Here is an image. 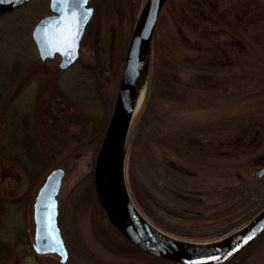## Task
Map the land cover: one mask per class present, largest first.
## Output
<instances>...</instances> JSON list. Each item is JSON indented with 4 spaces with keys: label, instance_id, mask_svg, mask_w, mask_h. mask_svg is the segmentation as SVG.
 Listing matches in <instances>:
<instances>
[{
    "label": "rangeland",
    "instance_id": "rangeland-1",
    "mask_svg": "<svg viewBox=\"0 0 264 264\" xmlns=\"http://www.w3.org/2000/svg\"><path fill=\"white\" fill-rule=\"evenodd\" d=\"M93 1L79 59L67 70L59 69V56L41 61L31 39L35 23L49 14V0H33L0 16V71L19 69L23 83L16 93L24 112L45 103V136L54 149L32 190L23 168L0 161V199L7 210L0 218V264H177L135 252L87 194L96 141L111 115L143 2ZM171 2L170 33H178L183 43L179 63L168 69L177 81L163 85V97L153 87L140 131L150 153L132 148L127 181L149 221L175 236L209 240L235 230L264 204V177L256 174L264 166V0ZM160 43H155L154 69ZM59 90L64 94L57 97ZM11 93L0 75V94ZM75 109V115L68 113ZM2 118L0 145L7 147ZM55 167L65 170L57 196L58 224L69 252L65 263L54 254L38 255L31 246L35 193ZM238 261L264 264V234Z\"/></svg>",
    "mask_w": 264,
    "mask_h": 264
},
{
    "label": "water",
    "instance_id": "water-1",
    "mask_svg": "<svg viewBox=\"0 0 264 264\" xmlns=\"http://www.w3.org/2000/svg\"><path fill=\"white\" fill-rule=\"evenodd\" d=\"M33 0H0V16ZM167 0H143L129 37L117 95L93 165V187L99 205L117 231L140 251L177 264H227L264 234V206L235 230L209 240L175 236L149 221L128 189L127 162L133 137L141 123L150 91L154 31ZM94 15L90 0H49V14L31 30L41 61L60 57L59 69L79 58L81 41ZM146 86L135 124L133 97L141 68ZM135 115V116H134ZM65 170L51 169L33 200L32 249L38 255H57L67 262L69 253L58 225V200ZM264 177V166L257 171ZM217 242V243H214Z\"/></svg>",
    "mask_w": 264,
    "mask_h": 264
},
{
    "label": "trees",
    "instance_id": "trees-1",
    "mask_svg": "<svg viewBox=\"0 0 264 264\" xmlns=\"http://www.w3.org/2000/svg\"><path fill=\"white\" fill-rule=\"evenodd\" d=\"M91 2L93 3L94 1L91 0ZM92 3H90V4H92ZM167 3H168V5L166 7L168 8L169 4H171L172 2H171V0H167L166 4ZM168 9L169 10L167 11V13L163 12L159 15V18H158L156 26H155L154 42H153L154 48H153V58H152L153 63H152V75H151L150 91H149L148 98L146 100V108H145L144 115H143L141 123L139 124V127H138V129H137V131L133 137V141L131 144L129 155L132 151V148H134V147H137L139 149V152H141V153H143V152L144 153L145 152L150 153V151L148 150L149 148L145 144L143 137H141L142 135H140V131L143 127V124L145 123L146 113H147V110L149 109V105H150L151 98H152L153 87L155 86L154 89H157L155 93H157L159 95L158 97H163L164 96L163 85H166V87H167V86L171 85L172 82L177 81V79L175 77H172L171 74L170 75L168 74V69L171 66L179 63V56H177V54L181 50V45L183 46V43L180 42L181 38L179 37L178 33H176V32L173 34L170 33L173 31H172L171 27H169V23H170V19H172L171 17L175 18V12H174V9L172 7H169ZM16 10H14V11H16ZM212 14L215 15L216 17H218V15H219V14L214 13V12H212L211 15ZM219 16L222 20H224L223 16H221V15H219ZM223 24H226L225 20L223 21ZM164 32H165V34H164ZM157 35H160V37H158ZM156 41H157V43L161 42L160 43L161 49H159V48L157 49L158 50L157 62L155 60V69H154L153 64H154V53H155L154 51H155ZM18 70L19 69H16L13 71H11V70L0 71V75L3 77V87L7 88V89H12V93L9 96H2L0 94V117L1 118L3 117L2 119L4 121V129L2 130V133L4 135L6 133L8 138L10 139V141L8 140L9 142H8L7 147H3L2 145H0V161L3 162V165L5 162H11V163H15L16 165L23 168V170H24L23 174L27 178V185L32 190V188L36 184L38 185L40 180L42 179L43 172H45V170L47 169L46 157L48 155V158H49L50 155L53 154L54 149H51L47 146L50 142H49L48 138L45 136V135H47L46 134L47 130H46L45 125H44V122H46V120L42 119L44 117V113L47 109V107H44L45 103L44 104L41 103V105L38 106V108H34L33 110L31 108L26 112H24L21 109L23 104H21L18 101V98H17L18 93H16V92L19 91V89L21 88L20 85L23 82L20 79L21 78L20 72H18ZM60 94L62 95L64 93L61 90H59V94L57 95V97H59ZM64 96H65L64 97V103L66 104L65 109H68L69 104L66 102L67 101L66 95H64ZM24 104H25V107L29 106L28 102H26ZM7 111H9V113H7ZM59 111H61V109ZM59 111H57V112H59ZM77 111L78 110L75 109L74 112L68 111V113L70 115H72L74 113V115H75ZM6 114H7V116L4 117ZM41 125H42V127H41ZM106 126H107V123H104L103 128L98 135V138L96 141V142H99L98 145L101 142V139L103 137ZM41 129H45V134L41 131ZM163 140H164V143L167 144L169 141V137H167V138L165 137V138H163ZM45 151H47L48 153H46ZM129 155H128V159H129ZM44 179H45V177H44ZM89 181H90V185H89L87 194H89L91 196L90 198L94 201V207L96 208V210L99 211V214L100 213L104 214V211L102 210L101 206L99 205L98 200H97L96 195H95V191H94V187H93V171H91L89 174ZM37 185H36V187H37ZM35 195H36V193H35ZM27 198H29V197H27ZM159 200H161V199H159ZM236 200H239L238 197ZM263 206H264V204L261 207H263ZM260 208H258V210ZM5 211H7L5 208V201L0 199V218L3 216ZM257 211H255V212H257ZM250 217L251 216H249L247 219H249ZM247 219H245L243 221H246ZM240 223H238L236 226H238ZM236 226H234V227H236ZM229 230L222 231V233L228 232ZM115 231L117 233H119L116 230V228H115ZM119 235L123 239H125L120 233H119ZM125 241H126V239H125ZM253 244H251V245H253ZM134 248H135V252H138L139 254L148 255V254L140 251L139 249H137L135 246H134ZM248 248H246L245 251H247ZM242 253L227 264H243V262L238 261L241 258ZM0 256H2L1 253H0ZM148 256H151V255H148ZM151 257L156 258L153 256H151Z\"/></svg>",
    "mask_w": 264,
    "mask_h": 264
},
{
    "label": "bare ground",
    "instance_id": "bare-ground-1",
    "mask_svg": "<svg viewBox=\"0 0 264 264\" xmlns=\"http://www.w3.org/2000/svg\"><path fill=\"white\" fill-rule=\"evenodd\" d=\"M61 70H67V69H61ZM146 68H141L140 72H139V75L137 77V86H136V91H135V94H134V97H133V103H134V114L136 115L137 112H138V109L140 108V105H141V102H142V98H143V93H144V89H145V86H146ZM134 115V116H135ZM63 183V182H62ZM128 184V182H127ZM62 187V186H61ZM128 189H129V186H128ZM61 190V189H60ZM130 192V191H129ZM59 225V224H58ZM60 228V227H59ZM115 228V227H114ZM117 230V229H116ZM61 231V229H60ZM263 235V234H262ZM261 235V236H262ZM260 236V237H261ZM259 237V238H260ZM258 238V239H259ZM214 243H217V242H214ZM254 243V242H253ZM252 243V244H253ZM248 248V247H247ZM68 250V249H67ZM245 251V250H244ZM69 253V252H68ZM69 260V258H68ZM67 260V261H68Z\"/></svg>",
    "mask_w": 264,
    "mask_h": 264
},
{
    "label": "flooded vegetation",
    "instance_id": "flooded-vegetation-1",
    "mask_svg": "<svg viewBox=\"0 0 264 264\" xmlns=\"http://www.w3.org/2000/svg\"><path fill=\"white\" fill-rule=\"evenodd\" d=\"M182 39H183V38H182ZM34 45H35V44H34ZM80 47H81V46H80ZM55 57H56V56H55ZM78 59H79V58H78ZM77 61H78V60H77ZM77 61H76V62H77ZM76 62H75V63H76ZM75 63H74V64H75ZM74 64H73V65H74ZM73 65H72V66H73ZM256 174H257V173H256ZM257 177H258V176H257ZM258 178H261V177H258ZM257 210H258V209H257ZM257 210H256V211H257ZM254 212H255V211H254Z\"/></svg>",
    "mask_w": 264,
    "mask_h": 264
}]
</instances>
